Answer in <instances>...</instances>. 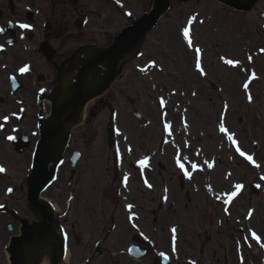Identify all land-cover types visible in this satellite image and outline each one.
I'll use <instances>...</instances> for the list:
<instances>
[{
    "label": "rangeland",
    "instance_id": "obj_1",
    "mask_svg": "<svg viewBox=\"0 0 264 264\" xmlns=\"http://www.w3.org/2000/svg\"><path fill=\"white\" fill-rule=\"evenodd\" d=\"M126 2L132 9L133 17L148 10L152 0H126ZM260 12H264V0H260L258 6L247 13L235 12L213 0L186 3H182L181 0H172L170 9L163 15L158 26L148 35L146 43H143V52H148V46L152 43L155 50L152 56L158 63L156 67H161L162 69L161 73L150 72L151 76H155L153 77V82L157 83L156 76L159 75L169 82V85L175 91V95L170 96L169 100L172 103L176 101L180 103L178 113L186 110L182 107L181 102L184 106L189 105L192 107L197 105L196 114H193L192 111L191 113L188 112L187 116L191 121L196 118L195 131L202 137H205L211 122L215 121L213 107L218 100L227 101L230 106H234L236 109L239 106L242 109L244 105L245 116L248 117L253 111L264 112V73L263 82L253 88V103L246 104L243 99V90H240L237 86L239 79L235 71H231L228 68L227 70L220 68L222 71L221 80L212 71H210L211 74L207 73V76L203 78L196 74L193 67L192 52L181 41V27L190 17H196V20L192 23L191 34L194 41L204 49L203 63L206 72H209L208 59L217 62L216 57L210 53H208L209 57L207 59L206 48L209 47L212 41H218L221 44L222 52L227 54L255 53L258 46L264 47V30L261 27L262 18L259 15ZM112 13L119 21L112 28H109L107 38H110L113 32L117 31L132 18L124 17L123 12L113 11ZM131 56L126 59V66L133 68L135 65H139V60L133 59V55ZM135 75L137 73L132 70V76L134 77ZM137 77V87L141 91L144 88V83L139 76ZM114 90V87L113 89L110 88V94ZM137 92L138 90H132L123 92V96L120 94L116 95L118 107L116 125L122 133L133 136L140 147L157 148L162 132L154 102L155 93L148 98L146 91L143 90L141 91V98H137ZM193 92L196 93L195 96L192 95ZM127 97H131L135 102L129 104ZM134 111L139 112L142 117L135 118ZM145 114L149 118L148 125H142V119H144ZM171 116L174 120H177L173 112ZM230 116L231 113H229L228 117ZM106 121L105 118L104 123ZM104 123L102 128H104ZM236 129L240 131L239 137L243 146L247 149L244 145L243 135L246 127L236 125ZM259 132L260 130L258 129H252L245 136V141L249 143ZM158 135L159 137H157ZM211 149H216L214 144H212ZM223 150L226 151L227 149L224 148ZM262 153L264 154V150Z\"/></svg>",
    "mask_w": 264,
    "mask_h": 264
},
{
    "label": "flooded vegetation",
    "instance_id": "obj_2",
    "mask_svg": "<svg viewBox=\"0 0 264 264\" xmlns=\"http://www.w3.org/2000/svg\"><path fill=\"white\" fill-rule=\"evenodd\" d=\"M20 1V0H18ZM30 10L33 11V21L31 26L38 37L35 46L47 47L43 37L48 40H53L56 36L64 34L65 40L59 43H73L77 40L78 34L71 25V12L68 5V0H62L56 3L49 0V5L36 4L33 0H27ZM53 6V13H52ZM1 22L3 20L27 21L19 4H15L13 10H10L4 3H0ZM46 24V25H45ZM46 28V32L44 30ZM19 34V33H18ZM2 57L5 54L2 52ZM64 55L63 52H57V56ZM3 60H0V64ZM1 160L4 159L0 156ZM0 202L4 205L5 210L0 211V264H13L14 259L19 258V245L23 233H28V227L36 223L40 219V214L34 208L30 207L24 197L12 196L5 198L0 183ZM85 212L79 213V219L75 222H66L72 229L75 225H84L90 228L91 235L85 239L80 248L81 239L84 234V229H81L76 237V243L82 260L78 259L74 262L79 264L86 260L84 264H96V257H86V252L95 250L101 257L99 264H148V260H143L139 263L134 261L124 253L127 245L131 243L132 229L128 226L126 217L116 212V208H112L108 202H84ZM92 209L93 211H89ZM61 224L64 231V203L62 204ZM60 213V214H61ZM24 219L25 221L21 220ZM54 238L53 236H50ZM60 239V236L54 238ZM12 247V248H11ZM12 249V250H11ZM93 254V255H97ZM47 254L40 253L33 259V264H38L42 259L47 258ZM64 264V257L62 260ZM172 264H180L179 260H173Z\"/></svg>",
    "mask_w": 264,
    "mask_h": 264
},
{
    "label": "snow or ice",
    "instance_id": "obj_3",
    "mask_svg": "<svg viewBox=\"0 0 264 264\" xmlns=\"http://www.w3.org/2000/svg\"><path fill=\"white\" fill-rule=\"evenodd\" d=\"M127 14L128 15H131V13H127ZM195 20H196V17L195 16L190 17L188 19V21H187L188 25H191L193 23V21H195ZM201 23H203V22L201 21ZM19 27L21 29H29L30 28V25H28V24H20ZM2 31H3V29H0V32H2ZM182 36H183V39L187 43V47L190 48V49L193 48V40L190 37V28L188 26H183L182 27ZM260 51L262 53H264V48H261ZM194 52H195V70L201 76H205L206 75V72H205L204 68L202 67V63H201L202 50L199 47H195L194 48ZM219 59L225 65H228V66L236 67L239 64V61H234L233 59H226L224 56H220ZM248 60H249V62H251L252 61V57L249 56L248 57ZM151 63H152V66H155V62L154 61L151 62ZM18 71L21 74L26 73V72L29 71V66L28 65H24L23 67L19 68ZM141 71H144V69H141ZM254 78H255V74L253 73L252 76L249 78V80L254 79ZM243 88L247 92L248 91V88H249V83L248 82H245L243 84ZM192 95L195 96L196 93L193 92ZM247 99H248V102L249 103L252 102V99L253 98H252V95L250 93L247 95ZM164 104H165V100L163 98H160V105L163 106ZM227 108H228V105H227V103H225V105H224V112L227 111ZM3 119L5 121H7L8 117H3ZM184 126H185V128H187L188 127L187 123H185ZM170 129H171V124H169V123L164 124V131L168 132L169 135L172 134L171 131H170ZM218 131L220 133L224 134L227 137L228 141L231 142L232 145H234V146L237 145V140L234 139V135L235 134L234 133H231V134L229 133L228 129L225 126L224 116L223 115H221V117H220V121H219V125H218ZM7 139L11 140V139H13V137L8 136ZM184 146L185 147H188L187 142H185V145ZM235 150H236L237 153H239L240 156L244 157L246 160H248L250 162L253 160V157L250 156V155H246L243 151H241L240 147L237 146L235 148ZM128 151L131 152L132 149L129 148ZM183 160L186 161L187 160V157H183ZM148 161H149V157H147V156H145L144 158H142V159H140L138 161V164H139V167L141 168V170H143L145 167L148 166ZM205 163H206L208 169H212L213 166H214V163H209L207 161H205ZM175 164H176V167L178 169H180V171L184 174L185 177L191 179L192 173L185 168V164L182 162V159H181V157L179 155V151L177 152V156H176V159H175ZM256 166L259 167V165H256ZM191 168L195 170L197 168V165L195 163H193V164H191ZM4 171H5V169L3 167H0V172H4ZM228 175L230 176L231 174L229 173ZM225 178L227 179V176ZM261 179L264 180V177H261ZM127 180H128V177L125 176L124 177V181H123V183L125 184V186L127 185ZM145 184L149 188L152 187L151 184H148L147 180H145ZM257 187H260V185H257ZM233 188H234L233 191H231V192H229V193L226 194L227 198L223 201L225 204H228L229 202L233 201V199L236 198L240 194V192H241V190L243 188V185L240 184V183H236V184L233 185ZM209 190L211 191V188H209ZM7 191L10 193L12 191V189L9 188ZM166 191L167 190L165 189V192ZM216 198L217 199H220L219 196H217ZM164 199L166 200L167 199V196H164ZM132 207H133V205H131V204L126 205V208H128V209H131ZM252 212H253V210L250 209L249 210V213H248V217H247L248 219L251 218ZM130 219H131V217H130ZM133 227H136V225H133ZM171 231L173 232V241H175V231L176 230H175V228H173ZM251 238L253 240H255L257 243H260L261 238L254 231L251 232ZM260 246L261 247H264V243H261ZM159 255L161 257H164L165 259H167V257L165 256V254L163 252H161Z\"/></svg>",
    "mask_w": 264,
    "mask_h": 264
},
{
    "label": "bare ground",
    "instance_id": "obj_4",
    "mask_svg": "<svg viewBox=\"0 0 264 264\" xmlns=\"http://www.w3.org/2000/svg\"><path fill=\"white\" fill-rule=\"evenodd\" d=\"M217 68V67H216ZM74 79V74H72V75H70L69 77H68V81H72ZM195 108H197V105H195ZM216 125V124H215ZM215 125H214V127H215ZM219 125V124H218ZM218 125H217V127L211 132V133H208V136L210 137V138H212V134H215V135H218V138H219V141H221V139H222V133H220L219 131H218ZM189 138V135H184L183 136V140H182V143H183V145H185V142H187V139Z\"/></svg>",
    "mask_w": 264,
    "mask_h": 264
}]
</instances>
